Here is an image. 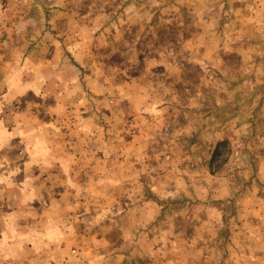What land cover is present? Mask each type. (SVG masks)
<instances>
[{"label": "rangeland", "instance_id": "obj_1", "mask_svg": "<svg viewBox=\"0 0 264 264\" xmlns=\"http://www.w3.org/2000/svg\"><path fill=\"white\" fill-rule=\"evenodd\" d=\"M258 208L264 0H0V264H264Z\"/></svg>", "mask_w": 264, "mask_h": 264}, {"label": "crops", "instance_id": "obj_2", "mask_svg": "<svg viewBox=\"0 0 264 264\" xmlns=\"http://www.w3.org/2000/svg\"><path fill=\"white\" fill-rule=\"evenodd\" d=\"M131 145L134 147L133 143ZM217 145H218V142L215 144V147H217ZM130 179L135 180V182H136L135 187L127 189V188H123L121 186V184H119L118 185L119 187L116 186V188H115L116 195L121 196L120 199H122V195L125 196V198H128V197L133 198V201L130 204L124 203V201H122L121 208H119V211L121 213H124L126 215L125 217L129 216V218L132 219V221H137L136 214H137V216H142L140 219L144 218V222L146 224V227H149L150 224L152 226V223L154 221L155 212H157V209H159V206L157 205V203H155L154 198L151 199L150 193H156V195L158 196V199H161V198H164L165 196L170 195L171 194L170 190L167 188H164L161 191H158V189H152V186L150 185L152 182L151 174H144L143 181L146 185V187L144 189L139 187V185H141V184L137 182L138 181L137 177H135V176L133 177V175H131ZM197 183H199V182H197ZM148 187H150V188H148ZM200 191H201V187L199 186L195 190L196 193L194 195L196 197H200L201 196L199 194ZM97 193H99V192H97ZM216 193H217L216 190L214 192L208 193L207 195H209L210 198L207 199L206 201L214 202V201L218 200L219 196H217ZM105 194L107 195V193L100 192L98 195L100 197H103V196H106ZM187 197H189V198L192 197L189 192H187ZM136 199H139V200H136ZM142 199H143V201H142ZM136 201H139L140 203L136 204ZM194 201H195V199H194ZM212 202H211V206L209 207V209L212 211H215V210L217 211V208H214L215 203H212ZM195 207L197 208L198 205H195ZM245 211L242 212L244 215H245ZM254 216H255L256 221H257L256 224L260 225V228L264 230V210H262L261 208H258L257 210L254 211ZM248 218H249V216H248ZM242 240H264V236H263V238H259V239L254 238L253 239V237H251V236H246V233H245V237H243Z\"/></svg>", "mask_w": 264, "mask_h": 264}, {"label": "trees", "instance_id": "obj_3", "mask_svg": "<svg viewBox=\"0 0 264 264\" xmlns=\"http://www.w3.org/2000/svg\"><path fill=\"white\" fill-rule=\"evenodd\" d=\"M220 146H224V143H221ZM217 150L218 149H216L215 152H213V158H215V156L217 155V153H218Z\"/></svg>", "mask_w": 264, "mask_h": 264}]
</instances>
